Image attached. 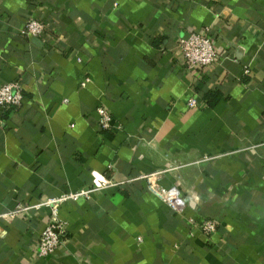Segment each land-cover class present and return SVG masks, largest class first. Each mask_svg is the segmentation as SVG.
<instances>
[{
	"label": "crops",
	"instance_id": "1",
	"mask_svg": "<svg viewBox=\"0 0 264 264\" xmlns=\"http://www.w3.org/2000/svg\"><path fill=\"white\" fill-rule=\"evenodd\" d=\"M28 18L47 33L25 35ZM206 26L224 55L192 109L178 38ZM15 80L25 100L0 107V214L93 173L132 182L64 202L67 237L47 258L34 245L49 209L0 217V264H264V0H0V85ZM99 105L122 130H100ZM167 167L159 183L180 189L183 213L148 189Z\"/></svg>",
	"mask_w": 264,
	"mask_h": 264
},
{
	"label": "built area",
	"instance_id": "2",
	"mask_svg": "<svg viewBox=\"0 0 264 264\" xmlns=\"http://www.w3.org/2000/svg\"><path fill=\"white\" fill-rule=\"evenodd\" d=\"M49 28L50 23L46 21L28 18L24 21L22 32L25 35L40 36L45 35ZM219 41L220 39L217 32L208 26L192 30L178 38V48L182 56V64L186 66L188 70L196 74L192 93L187 99V105L192 109L199 108L204 102L202 97L198 95V92L195 91L198 80L209 75L212 69L220 66L222 63V56L224 54L221 41ZM246 73H250L249 69L246 70ZM91 81V77H85L81 81L82 87H86ZM24 100V88L20 81H9L0 85L1 108L20 107L23 105ZM64 101L67 102L68 100ZM97 112L99 117L98 125L101 131H119L123 129L122 123L117 121L106 106L99 105ZM170 170H172V168L167 167L163 170L145 175L144 177L150 191L164 200L175 212L183 213L187 202L182 197L180 189L176 186L167 188L159 183L163 175ZM126 182H132V180L120 183L110 177L93 173L91 184L87 188L67 192L59 196L46 197L35 203H20L14 210L0 214V217L31 218V216H35V213L46 208L49 209L50 213L46 226L41 231L39 239L34 245L35 253L38 258H47L55 254L67 237V225L60 216V207L64 202L90 198L92 193L96 190L119 186V183L125 184ZM218 226V222L213 219H203L198 225L209 237L217 232Z\"/></svg>",
	"mask_w": 264,
	"mask_h": 264
},
{
	"label": "trees",
	"instance_id": "3",
	"mask_svg": "<svg viewBox=\"0 0 264 264\" xmlns=\"http://www.w3.org/2000/svg\"><path fill=\"white\" fill-rule=\"evenodd\" d=\"M223 98V94L219 90H210L205 94V99L210 107L217 105Z\"/></svg>",
	"mask_w": 264,
	"mask_h": 264
}]
</instances>
